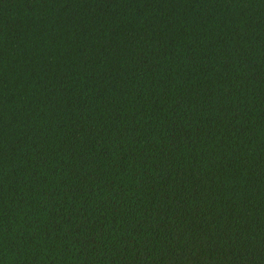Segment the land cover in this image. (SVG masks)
Returning a JSON list of instances; mask_svg holds the SVG:
<instances>
[{
  "label": "trees",
  "instance_id": "obj_1",
  "mask_svg": "<svg viewBox=\"0 0 264 264\" xmlns=\"http://www.w3.org/2000/svg\"><path fill=\"white\" fill-rule=\"evenodd\" d=\"M0 264H264V0H0Z\"/></svg>",
  "mask_w": 264,
  "mask_h": 264
}]
</instances>
